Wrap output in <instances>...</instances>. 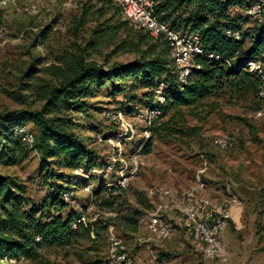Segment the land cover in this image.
Returning a JSON list of instances; mask_svg holds the SVG:
<instances>
[{"label":"rangeland","instance_id":"374dc122","mask_svg":"<svg viewBox=\"0 0 264 264\" xmlns=\"http://www.w3.org/2000/svg\"><path fill=\"white\" fill-rule=\"evenodd\" d=\"M89 1L0 0V113L41 107V101L20 88L21 76L29 67L48 65L74 43L89 38L97 18L88 14L87 23L76 26ZM253 3L261 4L259 15L247 16L246 6L231 9L233 15L242 17L245 33L264 25V0ZM257 58L264 60V55ZM96 59L103 62L101 57ZM133 59L134 54H120L111 59L110 65ZM257 77L258 92L256 88L226 85L195 106L166 108L152 119L148 138L146 119L128 113L125 105L131 96L146 102L152 88L142 87L140 80L129 77L117 84L119 89L108 83L95 91L87 110L74 115L81 123L79 132L95 152L96 164L74 170L53 168L55 173L70 176L72 183L80 182L72 188L73 197L66 200L68 207L60 213L64 219L72 218L71 228L78 229L81 236L72 245H44L32 258L17 252L5 254L0 256V264H120L111 256L115 242L126 246L133 264H264V95L263 80ZM113 114L119 116L113 118ZM22 126L35 137L38 134L32 123ZM219 137L230 140L228 149L213 144ZM27 144V154L18 163H0V175L22 183L33 206L39 207L58 185L65 189L73 185L57 176L46 178L48 168L40 152ZM137 151L143 160L139 174L127 188L112 194L119 195L122 213L138 211L141 216L138 231L124 233L113 223H106L117 210L101 206L93 188L100 184L118 188V179L129 169ZM158 185L194 191L226 209L234 199L242 202L241 221L236 224L227 217L228 225L221 230L225 246L222 257L210 258L202 253L187 234L181 211L176 215L179 220L166 216L173 227L172 236L163 241L155 239L149 228L150 214L159 204H171L152 194ZM101 224L107 228L101 230ZM89 225L93 229L91 238L83 230Z\"/></svg>","mask_w":264,"mask_h":264},{"label":"trees","instance_id":"16d2710c","mask_svg":"<svg viewBox=\"0 0 264 264\" xmlns=\"http://www.w3.org/2000/svg\"><path fill=\"white\" fill-rule=\"evenodd\" d=\"M153 1L154 15L159 21L167 23L176 32L200 35L205 50L197 58L201 67L194 69L186 82H181L171 56L170 41L164 35L154 37L145 29L136 28L112 0L97 1L101 4L99 7L91 0L87 2L76 26L85 25L88 14L97 18L89 38L74 43L48 65L29 67L21 76L20 88L41 101V107L0 113V163L14 165L25 158V145L28 144L14 131L32 123L38 130L32 145L48 168L46 178L57 176L73 187L65 189L58 185L43 205L35 207L22 183L0 175V256L17 252L32 258L44 245H72L81 236L78 229L71 228L72 218L64 219L60 213L68 207L65 192H73L72 188L80 182L72 183L68 180L70 176L55 173L53 168L74 170L85 164H96L95 152L79 132L81 123L74 115L87 110L88 100L95 91L108 83L119 89L117 84L129 77L140 80L142 87L152 88V95L145 97L146 102L139 101L136 96L127 100L128 113L142 105H155V91L161 84H164L166 98L163 112L169 107L195 106L226 85L256 88L258 92L259 79L246 67L251 59L264 55V25L245 33L240 23L242 17L231 12L234 7L246 6L248 10L254 4L253 0ZM228 30H238L240 38L229 36ZM120 54H134L135 59L110 65L111 59ZM209 54L219 58L209 57ZM97 57L103 62H98ZM119 190L124 189H110L104 184L93 188L97 198H101V206L117 210L116 216L106 223H113L124 233H135L141 216L138 211L122 213L119 195H112ZM99 226L101 230L107 228L102 224ZM83 230L91 238L92 226L83 227Z\"/></svg>","mask_w":264,"mask_h":264},{"label":"built area","instance_id":"2783aa9c","mask_svg":"<svg viewBox=\"0 0 264 264\" xmlns=\"http://www.w3.org/2000/svg\"><path fill=\"white\" fill-rule=\"evenodd\" d=\"M6 2V0H1ZM99 1V0H93ZM117 3L127 18L136 28L147 30L152 36L158 37L164 35L171 45V56L175 60L176 71L181 82H186L189 75L198 69L201 65L198 63V56L203 55L205 50L200 41V35L196 32L180 33L172 30L167 23L161 22L154 15L153 0H112ZM30 11V9H28ZM262 11L260 3H255L248 9V14L259 15ZM31 12H36L31 10ZM227 34L231 37L240 38L241 33L238 30H228ZM209 57L218 59V55L209 54ZM229 63V61L227 60ZM246 69L261 77L262 94L264 95V60L255 58L247 63ZM164 84H161L155 91V105L146 107V109L137 108L133 114L146 119L148 126L145 130L146 138L150 136L149 129L152 126V119L162 114V106L166 98L163 95ZM119 115H114L117 118ZM25 142L33 144L34 134L26 127L19 126L15 131ZM213 144L220 149L226 150L231 143L228 138H215ZM143 166V160L139 151L131 157L129 169L118 179L116 186L125 189L130 182L137 177ZM87 190H90L88 188ZM152 194L157 195L164 200H170L172 203L180 196L183 197V225L187 234L193 239L198 248L206 257L220 258L225 254V246L221 238V230L226 224L228 212L222 205L213 203L211 200L199 196L194 191L172 190L165 186L158 185L152 189ZM73 197L72 192H65V200ZM169 203V202H168ZM168 205L159 204L157 209L150 214L149 228L155 239L163 241L173 234V227L166 217ZM111 256L120 264H133L134 260L129 255L125 245L115 242L111 249Z\"/></svg>","mask_w":264,"mask_h":264},{"label":"crops","instance_id":"0c3cea01","mask_svg":"<svg viewBox=\"0 0 264 264\" xmlns=\"http://www.w3.org/2000/svg\"><path fill=\"white\" fill-rule=\"evenodd\" d=\"M182 191H185V190H182ZM168 206H169L168 209H166V216L171 220L173 219L179 220V218L176 215L177 213H179V211L182 212L183 197L180 196L176 201H174L173 203L171 202V204ZM157 207L158 206H156V209ZM226 210L228 212L227 217L229 218L230 222L233 221L234 223L238 224L241 221L243 207H242V202L240 200L236 201L234 199L233 201H231V204L227 207ZM182 215H183V212H182ZM181 222H183L182 218H181ZM225 225H228V222Z\"/></svg>","mask_w":264,"mask_h":264}]
</instances>
